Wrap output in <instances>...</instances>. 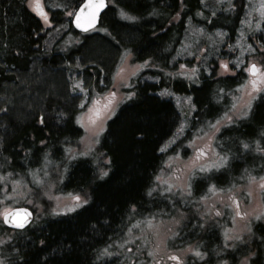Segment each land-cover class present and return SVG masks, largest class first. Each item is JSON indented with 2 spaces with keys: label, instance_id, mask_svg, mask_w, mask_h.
I'll return each mask as SVG.
<instances>
[{
  "label": "trees",
  "instance_id": "obj_1",
  "mask_svg": "<svg viewBox=\"0 0 264 264\" xmlns=\"http://www.w3.org/2000/svg\"><path fill=\"white\" fill-rule=\"evenodd\" d=\"M81 1L46 0L56 10L53 23L50 19L53 26L47 29L29 11L26 0H0V174L12 180L9 174L14 170L25 173L49 160L61 167L59 187L83 192L87 201L70 213L47 216L38 223L33 219L21 231L1 226L12 232L1 246L4 264H117L126 219L131 222L133 214L143 215L148 209L166 210L156 206L159 195L157 187L152 189L165 158L161 147L179 125V115L172 100L157 94L170 89L191 95L197 120L217 115L216 89L235 84L232 77L214 79L210 59L205 65L212 75L197 72L195 82L187 81L175 72L186 61L174 57L188 22L207 32L221 30L233 41L245 0H234L225 13L217 12V2L210 0H117L115 8L102 12L96 30L79 33L65 12L75 10ZM257 35L256 42L264 46V20ZM261 51L264 64V47ZM125 54L134 62H146L148 68L140 74H145L143 80L140 75L131 80L133 97L117 107L99 139V150L108 158L102 167L107 175L101 177L95 175L90 157L74 160L67 151L82 136L79 102L111 86ZM76 81L85 93L76 89ZM196 125L190 124L183 137ZM214 145L227 159L221 170L208 175L213 185L236 187L249 177L263 176L264 90L240 124L217 131ZM206 180L195 179L190 194H199L209 183ZM251 226L248 234L253 241L247 236V243L246 238L223 239L217 226L194 228L190 242L211 252L209 260L217 259L218 264H235L239 257L249 258V264H264V222ZM187 231L185 225L181 233Z\"/></svg>",
  "mask_w": 264,
  "mask_h": 264
},
{
  "label": "rangeland",
  "instance_id": "obj_2",
  "mask_svg": "<svg viewBox=\"0 0 264 264\" xmlns=\"http://www.w3.org/2000/svg\"><path fill=\"white\" fill-rule=\"evenodd\" d=\"M111 1L108 0V3ZM211 1H216V5L225 4L226 7L232 4V0ZM41 5L44 7L50 5L49 8L54 6L53 3L48 5L46 0H29L28 2L29 8L34 12L41 11ZM74 12L70 9L65 12V15L71 17ZM39 17L45 28L49 29L53 26L51 16L40 15ZM242 17L233 41L227 40L225 32L221 30L207 32L189 23L186 36L182 39L174 60L178 57L183 60L193 57V62L180 63L175 70L179 76L187 81L195 82L197 72L208 74L209 70L205 62L211 59L214 63L208 67L212 66L213 77L235 78L240 69L245 74V78L243 83L236 81L238 82L236 91L226 92L223 96L225 109L218 118L211 119L214 123L197 124L192 134L185 138L183 135L190 129L189 121L194 111L190 95L173 93L169 89L161 91L162 96L171 97L179 115V125L171 138L161 147L165 158L156 176V185L152 189L154 192L157 187L159 195L156 197V206L166 210L148 209L143 215L133 214L131 222L129 218L126 219L124 223V225L126 222L128 224L125 229L126 239L122 242L124 247L121 254L118 253L120 256L116 260L117 264H181L182 260H184L183 263L185 260L188 263L193 262L199 258L196 255L199 252L196 243L178 240L180 229L191 217L194 218L191 221V230L202 229L199 227L200 222L195 218L196 216L205 221L212 217L216 220L214 224L220 226L225 238L231 237L227 239L228 241L246 238L249 236L253 222L264 219L262 204L264 187H261L264 184V180L261 179L264 178V174L249 177L236 187H218L207 178L226 164L224 159L226 157L221 155L214 145L217 131L221 127L230 125L226 123L233 119L245 118L247 115L245 116L244 113H248L249 104L251 105L254 98L264 90V64L260 59L264 46L256 42L264 20V0H252V4L246 12H243ZM218 38H220L219 41ZM222 64H226L227 69L222 67ZM251 65L256 66L255 73H250ZM144 67V63L133 62L131 55L123 56L114 70L111 86L91 97L85 96L79 102L81 110L78 123L82 129V136L77 143L68 148V157L74 160L90 157L97 176H104L101 175L104 172L102 167L108 159L99 150V139L118 105L131 97L130 80ZM241 76L243 79L244 76ZM76 89L85 93L77 81ZM182 137L184 139L177 145ZM60 168L47 160L42 167L37 165L28 168L23 171L25 173L14 170L12 174H9L12 176L9 177L14 178L12 180H6L0 174V188L4 186L0 193V213L5 209L28 206L31 209L27 208L33 212L34 219L38 223L44 217L70 213L82 207L86 200L85 193L65 192L59 187L62 181ZM201 168L205 171H201ZM198 178H206L209 183L199 196L190 199L187 193L193 190L192 183ZM242 180L239 179V181ZM210 185L215 187L210 190ZM77 196L80 197L79 201L75 199ZM181 197L188 199L183 200ZM233 199L239 202V208L233 204ZM237 212L240 214L237 215ZM1 220L2 215H0V264H4L1 246L12 232L2 230ZM207 224L208 222H203L202 227L205 228ZM189 226L190 223L187 224V227ZM244 241L247 243L248 239ZM218 263L219 261L216 262ZM226 264H229L228 261ZM235 264H249V258L239 257Z\"/></svg>",
  "mask_w": 264,
  "mask_h": 264
},
{
  "label": "flooded vegetation",
  "instance_id": "obj_3",
  "mask_svg": "<svg viewBox=\"0 0 264 264\" xmlns=\"http://www.w3.org/2000/svg\"><path fill=\"white\" fill-rule=\"evenodd\" d=\"M107 1V7H113V8H115V6H116V1L117 0H112L110 3H108V0H106ZM204 1V0H203ZM28 2H29V0H26V5H27V8L29 9V11L31 12V13H33L34 15H36L37 17H39L40 15H44V16H46V17H49V16H52V14H53V11H56L55 9H52V8H49V7H44V6H42V9H41V11H39V12H34L32 9H30L29 8V6H28ZM40 3V2H39ZM233 3H234V0H232V4L231 5H233ZM245 12L247 11V9H249V7H250V5L252 4V0H245ZM217 6H218V10H217V12H223V13H225L226 11H227V7L225 6V4H217ZM78 7V6H77ZM76 7V8H77ZM106 7V8H107ZM76 10V9H75ZM74 10V11H75ZM216 12V13H217ZM73 15V14H72ZM100 17H101V15H100ZM40 18V17H39ZM243 18V17H242ZM242 20V19H241ZM241 20H240V22H241ZM99 21H100V18H99ZM189 23H191V22H188V23H186V29H188V25H189ZM192 24V23H191ZM240 24V23H239ZM98 25H99V22H98ZM98 25L96 26V28H94L93 30H91V31H94V30H96L97 29V27H98ZM185 31H187V30H185ZM212 31H214V30H212ZM90 32V31H89ZM125 55H130V54H125ZM125 55H123V56H125ZM132 57V56H131ZM192 60V61H191ZM211 60V59H210ZM210 60H208V62L210 61ZM184 61H186V62H182V63H184V64H188L187 63V61H191L189 64H191L192 62H193V57L192 58H190V59H188V58H186ZM134 62V61H133ZM135 63H138V62H135ZM142 63H144L145 64V67H144V69H146V68H148V66H146V62H140L139 64H142ZM208 65H210V63H207ZM143 69V70H144ZM143 70H141L140 71V73L139 74H137L136 76H138V75H140L141 74V72L143 71ZM243 71L242 70H238V73L236 74V77H235V84H234V86L232 87V88H229V89H226V88H224V87H219L218 89H216V98H215V102H216V110L214 111V112H217V115H214V117H212V118H210V116H206V117H201L200 119H195V117H194V114H195V106H194V104H193V102H192V96L190 95V97H191V103H192V105H193V107H194V111L192 112V116H191V118H190V121H189V123L190 124H207V123H214L211 119H213V118H218L221 114H222V112L224 111V109H225V103H224V100L222 99L223 98V96H225V94H226V92L228 93V92H230V91H234L235 90V88L237 87L236 85H238V82H240V83H243V80H244V78H245V74H243L242 73ZM250 73H253L252 72V70H251V72ZM178 75V74H177ZM206 75H208V76H210V75H212V72L211 73H209L208 72V74H206ZM241 75H243L244 77H243V79H242V76ZM140 77H141V80H143L144 79V77H145V74H143V75H140ZM179 77H181V76H179ZM183 78V77H182ZM214 79H217V78H221V77H213ZM233 78V77H232ZM132 79H134V77L132 78ZM131 79V80H132ZM185 79V78H184ZM131 80H130V82H131ZM186 80V79H185ZM236 81H238V82H236ZM163 89H161L160 91H159V93L157 94V95H159L160 97H161V91H162ZM167 90V89H166ZM170 90V89H169ZM171 91V90H170ZM236 91V90H235ZM130 92H131V97L128 99V100H126V101H124V102H122V103H120V104H123V103H125V102H127V101H129L132 97H133V91L132 90H130L129 89V94H130ZM262 92V91H261ZM260 92V93H261ZM259 93V94H260ZM258 94V95H259ZM257 95V96H258ZM256 96V97H257ZM255 97V98H256ZM165 98L166 99H170V100H172L171 99V97H166L165 96ZM254 98V99H255ZM119 104V105H120ZM118 105V106H119ZM117 110V109H116ZM115 110V111H116ZM115 113V112H114ZM243 120V118H239V119H233V121H229V122H227L226 124H240L241 123V121ZM207 186V185H206ZM205 186V187H206ZM202 192V191H201ZM200 192V193H201ZM190 193H192V190H189V193H187L188 194V198L190 197V199L192 198V197H194V196H192ZM199 193V194H200ZM199 194L198 195H196V197L197 196H199ZM187 197H181L183 200H185ZM187 198V199H188ZM262 204H263V202H262ZM264 205V204H263ZM195 218H197V220L200 222V224H199V227L200 228H202V229H195V230H203V229H207V228H213V227H216L217 225H215L214 224V221H216L215 219H212V217H210V218H208V220L207 221H205V219H203V218H199V217H195ZM192 219H194V218H190V219H188V220H186V223H184V224H186V228L188 229V231L187 232H185V233H181V231L180 230H182V229H180L179 231H180V238H178V240L179 241H182V242H185V243H192V242H190V240H193V237H195V235H194V231H192V230H194V228L191 230V224H192ZM210 219V220H209ZM202 222H201V221ZM203 222H208V224H207V226L205 227V228H203L202 227V223ZM257 222H264V219L262 220V221H254L253 222V224H252V226L253 225H257ZM188 223H190V226L189 227H187V224ZM251 226V227H252ZM218 227V229H219V234H220V236L224 239L225 238V236L221 233V229H220V226H217ZM192 231V232H191ZM190 232V233H189ZM249 238H251V240H252V236L251 235H249L248 236ZM245 238V237H244ZM244 238L243 239H241V240H239V241H237V242H240V241H243L244 240ZM249 238H247L246 237V239H248L249 240ZM226 239V238H225ZM253 241V240H252ZM197 246V245H196ZM197 250L199 251V253H201V255L199 256V258H197L196 260H194L193 262H191V263H188V261H186L185 260V263H183V261L184 260H182V262H181V264H214L215 262H217V261H219V260H217V259H215V260H213V261H210L209 260V256H210V254H212L211 252H208V251H206V250H203L202 248H197ZM219 252V251H218ZM253 254V251H251V252H249V254H247V256H250V255H252ZM215 255V254H214ZM218 255V254H217ZM217 260V261H216ZM216 264V263H215ZM222 264H225V263H222Z\"/></svg>",
  "mask_w": 264,
  "mask_h": 264
},
{
  "label": "snow or ice",
  "instance_id": "obj_4",
  "mask_svg": "<svg viewBox=\"0 0 264 264\" xmlns=\"http://www.w3.org/2000/svg\"><path fill=\"white\" fill-rule=\"evenodd\" d=\"M81 7L82 8L94 7L96 10H98L100 7H103V0H97L95 5H92L91 0H88V2L85 5H82ZM94 19H95V11H93V12H91L89 14V18L86 21L87 27H85V29H84L85 31H87L88 28L92 26V24L94 22ZM76 24H77V27H83V25L81 24V13H79V12L76 13ZM238 66L239 65H237V67ZM181 67H183V65ZM222 67L227 69V65L226 64H222ZM251 70H252L253 73H255L257 71L256 66L255 65H251ZM250 107H251V105L249 104V108ZM247 114L248 113H244L245 116ZM229 119L231 120V117H229ZM244 147L247 148L248 145L245 144ZM198 151H200V150L198 149ZM224 159L226 161L227 158H224ZM201 171H205V169L201 168ZM101 175L102 176L103 175H107V173L106 172H102ZM157 179H159V177H157ZM261 179L264 180V178H261ZM209 187H210V190H211L215 186L210 185ZM261 187H264V184H262ZM75 199L77 201H79L80 197L77 196V197H75ZM201 199H203V197H201ZM84 203H87V201L85 200ZM233 204H235L236 207L239 208V202L236 201L235 199H233ZM69 210H71V209H69ZM21 211H26V210L17 209V210L9 211L8 209H5L2 213H0V215L3 216L4 223L9 224V225H11L13 227H16V228H23L25 226V223H27V219L26 218H23V219L18 218V213L21 212ZM217 214L219 215V213H217ZM239 214L240 213L237 212V215H239ZM28 215H30V214H28ZM226 239H231V237H227ZM236 239H239V237H236ZM104 254H108L106 249H105V253ZM196 255L200 256L201 253L197 252ZM174 259H178V258L174 257Z\"/></svg>",
  "mask_w": 264,
  "mask_h": 264
},
{
  "label": "water",
  "instance_id": "obj_5",
  "mask_svg": "<svg viewBox=\"0 0 264 264\" xmlns=\"http://www.w3.org/2000/svg\"><path fill=\"white\" fill-rule=\"evenodd\" d=\"M87 2H88V0H83L81 2V4L77 7L76 11L74 12V14L71 18V25L78 32H87V31L95 28L98 25L100 15L106 9V6H107L106 0H103V7H100L98 10H96L94 7L82 8L81 6L85 5ZM96 2H97V0H91L92 5H95ZM93 11H95L94 22H93L92 26L89 27L87 31H85L84 29H85V27H87L86 21L89 18V14ZM78 12L81 13V24L83 25V27H77L76 13H78ZM17 209L26 210V211L19 212L18 218H21V219L26 218L27 223H25V226L23 228H16V227H13L9 224L4 223L3 216H2V222H3L5 227L12 229V230H22V229H25L26 227H28L30 225V223L32 221V217H33L31 210L28 209L27 207L18 206V207H14V208L9 209V211H13V210H17ZM28 214H30V215H28Z\"/></svg>",
  "mask_w": 264,
  "mask_h": 264
}]
</instances>
